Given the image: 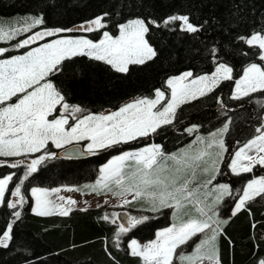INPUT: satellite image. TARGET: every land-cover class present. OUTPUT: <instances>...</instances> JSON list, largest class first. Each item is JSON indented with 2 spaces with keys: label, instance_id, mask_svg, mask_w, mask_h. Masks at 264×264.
I'll use <instances>...</instances> for the list:
<instances>
[{
  "label": "trees",
  "instance_id": "trees-1",
  "mask_svg": "<svg viewBox=\"0 0 264 264\" xmlns=\"http://www.w3.org/2000/svg\"><path fill=\"white\" fill-rule=\"evenodd\" d=\"M26 13L43 16L40 28H72L74 31L59 35H86L92 40H98L104 32L118 35V25L134 18L154 20L160 25L148 24L146 34L157 56L143 65H130L128 73H119L103 61L78 56L64 62L63 73L50 76L69 104L80 105L92 113L116 110L131 99L152 97L157 89L169 92L167 80L184 71L199 76L213 72L217 63L233 70L231 80L222 81L205 96L181 104L173 123L160 127L149 137L105 148L88 158L56 155L46 159L22 184L25 202L16 209L0 205V235L9 224L12 226L8 247L0 246V264H142L141 258L130 254L129 240L154 238L158 228L171 223L173 207L155 212L128 208L135 215L146 212L149 219L128 233L119 234L117 240L119 226L112 222L110 208L90 207L73 209L67 216H40L32 210L29 189L57 185L81 188L82 183L96 180L101 166L115 154L150 142L160 144L164 153L171 154L199 133H209L226 120H230L226 136L227 157L230 156L262 125L264 91L240 99L231 95L235 79L249 64L264 65L258 46L239 39L264 30V0H0V16ZM103 13H108L105 28L92 32L76 30ZM172 14L188 15L191 23L203 28L188 33L180 28L181 22L163 26L162 21ZM213 47L218 49L215 62L210 51ZM193 126L196 130L189 133L187 129ZM0 159V176L15 173L6 194L7 203L25 168L23 164L10 167L7 161L12 157ZM263 172L264 167L257 166L250 173L235 175L222 165L214 180L228 182L232 190V195L217 206L221 220L228 221L215 241L220 264H259L264 260V198L256 197L247 203L246 209L232 215L241 190L254 175ZM87 185L82 188L86 190ZM186 208L180 218L194 213L192 206ZM16 211L20 212L19 218L13 215ZM105 214L109 220L102 219Z\"/></svg>",
  "mask_w": 264,
  "mask_h": 264
},
{
  "label": "snow or ice",
  "instance_id": "snow-or-ice-1",
  "mask_svg": "<svg viewBox=\"0 0 264 264\" xmlns=\"http://www.w3.org/2000/svg\"><path fill=\"white\" fill-rule=\"evenodd\" d=\"M108 13L96 16L90 21L77 26L76 30L92 32L105 28V17ZM181 22L180 28L188 33H197L203 25H194L188 15L172 14L166 17L162 24L167 27L171 23ZM44 23L43 16H28L22 18L21 26L6 31L0 27V40L13 39L16 36L30 32L33 28ZM207 21H205V24ZM148 24L159 27L154 20L145 21L141 18L128 20L118 25L119 35L113 37L108 32L103 33V38L98 42L90 39L62 38L40 47L33 48L24 55L14 56L10 59H0V156L15 157L29 153L40 152L46 148L49 141L54 142L57 148L73 140H90L87 149L94 154L96 149L109 148L121 143H127L140 137H147L155 133L164 125H171L175 119L176 109L183 103L196 100L212 92L221 81L232 79V68L224 63H217L211 75H200L195 78L191 71L167 80L170 86V99L161 108L157 105L165 100V92L157 89L155 98H136L125 103L118 110H104L92 113L80 105L69 104L62 91L57 88L50 76L63 73L64 62L78 56H87L96 61H103L119 73H128L130 65H143L157 56L156 50L145 38L149 32ZM74 29H45L34 32L15 45L24 48L29 44L46 36H54L60 32H72ZM241 41L251 46H258L261 50L260 59L264 62V30L253 32L249 37H239ZM8 49L0 47V54ZM215 62L218 49L210 50ZM264 91V66L251 63L244 70L243 76L235 82L233 98L240 99L251 93ZM13 97L16 101H12ZM62 109V111H60ZM79 114V116L77 115ZM52 117L49 119V117ZM72 117L73 122L69 123ZM230 122V121H229ZM264 124L256 129L259 135L248 140L238 151L229 165L235 174L250 173L256 165L264 166ZM196 126L188 128L192 133ZM228 131V123L215 133H210L209 138L197 137L200 147L189 153L180 150L179 153L166 154L160 145H150L136 151L124 152L113 157L100 169V177L96 184L91 186L92 191H112V185L117 188L116 195L131 194L133 200L146 198L152 203L153 211L164 207H175L180 210L191 205L195 213L188 219H180L169 227L159 230L155 239L141 245L137 240L130 242V254L139 257L142 264H174V258L179 256L184 264H204L205 260L211 264H220L218 249L215 241L222 231V225L227 220H221L215 211L224 196H231L232 190L227 184L214 185L212 189L204 192V196L213 197L211 204L199 198L200 188L208 189V185L215 180L219 173L218 162L222 153L226 151L224 142L217 137ZM219 149L213 154V147ZM255 150V154L250 152ZM55 156V153H46L32 159L27 164L20 182L11 192L12 196L19 199L6 203L5 194L13 181L15 173L0 178V205L16 209L17 204L24 202L21 187L33 173L37 171L46 158ZM0 163H3L0 161ZM24 161L12 163L10 167L17 168ZM210 173L211 177L203 184L197 182V172ZM187 176L180 182L181 176ZM195 184V187L191 185ZM72 190V189H69ZM60 189L32 188L35 197L33 211L40 216L53 214V208L59 209V214L69 215L71 207L54 204L49 199L51 193ZM237 198L232 215L246 209L248 202L256 197L264 198V176L250 180L241 190ZM66 199L68 205L76 203L72 198ZM132 201L123 200V204ZM211 213V214H209ZM16 218L20 212L13 213ZM119 217L120 214H115ZM102 219L109 220L105 214ZM147 216H130L127 226L119 225V234L128 233L131 229L146 222ZM113 223L116 221L113 220ZM255 227V224H253ZM11 224L0 235V246L8 247L11 240ZM210 231L205 239L200 240L195 246V251L188 255L178 254L177 249L185 245L198 234ZM259 264H264L261 260Z\"/></svg>",
  "mask_w": 264,
  "mask_h": 264
},
{
  "label": "rangeland",
  "instance_id": "rangeland-1",
  "mask_svg": "<svg viewBox=\"0 0 264 264\" xmlns=\"http://www.w3.org/2000/svg\"><path fill=\"white\" fill-rule=\"evenodd\" d=\"M28 16H39V15L31 14V13H26V14H16V15H13V16H0V27H2L6 31H8V30H10L11 28H14V27H20L21 26L22 18L28 17ZM141 19H143V18H141ZM126 22H124V23H126ZM40 26L41 25H38L37 27L33 28L30 32L22 33V34L16 36L15 38H13V39L0 40V47L8 49L7 52H5L3 54H0V59H10V58H12L14 56L24 55L26 52L32 50L33 48L40 47V46H42L44 44L51 43V42H53L55 40L62 39V38H80V37H84V38H87V39L92 40L91 38H89L86 35H69V34L59 35V33H57L54 36H46V37H43L42 39L37 40L35 43L29 44V45H27L24 48H17V47H15V45L18 44L21 40H23V39L27 38L28 36L32 35L34 32L45 30V28H40ZM110 35H112V34H110ZM118 35H116V36H118ZM112 36L113 37H116L114 35H112ZM102 38H103V35L98 40H92V41L93 42H98ZM145 38H146V36H145ZM10 51H12V52H10ZM256 64H260V63H256ZM261 65L264 66L263 64H261ZM184 72H188V71H184ZM184 72H182V73H184ZM213 72L207 73V74H202V75H211ZM243 73H244V71H243ZM243 73H242V75L239 78H237L235 80L238 81L243 76ZM181 74L175 75V76H172V77L180 76ZM172 77H170V78H172ZM195 77H197V76H193V77H191L189 79H192V78H195ZM167 87L169 89V92H166V91H164L162 89H159V90L165 92V100L161 101V104L160 105H157V108L158 109L161 108L162 105H165L168 102V100L170 99V91H171V89H170V86L168 84H167ZM234 93H235V84H234L233 93L231 95L232 97L234 96ZM141 98H145V97H141ZM147 98L154 99L155 98V93H154V96L147 97ZM133 100L134 99H131V100L125 102V103L131 102ZM15 101H16V98L13 97L12 101H10V102H13L14 103ZM2 106H4V105H0V107H2ZM178 108L176 109L175 117H176V113H177ZM107 110H112V109H107ZM116 110H118V109H116ZM60 111H62V109H60ZM112 111H115V110H112ZM98 113H100V112H98ZM77 115L79 116V114H77ZM51 118L52 117L50 116L49 119H51ZM229 121L230 120H226L222 125H220L219 127H217L216 129L212 130L209 133H199L198 135L195 136V138L191 142H189L188 144H186L185 146H183L181 149H179L177 152H174V153H179L180 150H182V149L183 150H187L189 153H191L193 150H195V149H197V148L200 147L199 142L193 143L194 141H196V138L198 136L199 137H202V138H209L210 133L217 132V130L223 128L226 123H228V129H229V127H230V122ZM72 122H73V119H72V117H70L69 118V123H72ZM262 124H264V112H263V116H262ZM259 128H261V126ZM262 130H264V129H262ZM152 134H154V133H151L150 135H152ZM259 134L260 133L257 132L254 136H252L248 140L253 139L255 136H257ZM149 136H147V137H149ZM226 136H227V132L223 133L222 136L217 137L218 139H222L223 140L224 147L226 149V151H224L222 153V158L218 162V165L217 166H218L219 171H220L221 166L222 165H226L228 167L229 171L232 174H235V173H233L231 171L229 165L231 163V160L234 158L235 152L238 151L239 148L242 147L245 143L243 145H241L240 147H238L236 150H234L230 154V156L227 157V155H228V153H227L228 147H227V143H226ZM142 138H146V137H142ZM76 142H83L84 145H85V149L88 150L87 149V145H88V143H90V140H80V141L73 140L70 143H64L62 145V147H59V148H57L55 146L54 142L49 141L48 144H47V146H46V148H42L40 152L24 154V155H21V156H15V157H12L14 159L9 160L7 162L10 163V164H12V163H15L17 161L23 160L24 161L23 165H24V168L26 170L27 164L30 163V161L32 159L38 158L39 156L45 155L46 153H55V156H56V155H58L59 149L65 147V146H67L69 144L76 143ZM153 144L160 145V144H157L155 142H150V143H146L145 145H141V146H139V147H137L135 149H129V150L124 151V152L136 151V150H139L141 148H144V147H147V146H150V145H153ZM48 146H49V148H48ZM104 149H96L95 151L98 152V151H101V150H104ZM211 151L213 152V154H215L216 152L219 151V149L214 146ZM124 152H121V153H118V154L113 155L106 163H104L102 165V167L105 164H107L113 157L118 156V155H120V154H122ZM249 154L250 155L255 154V150H253V152H250ZM0 157H2V156H0ZM51 157H54V156H51ZM51 157H49V158H51ZM46 159H48V158H46ZM1 160L2 159H0V161ZM39 166L40 165H38V167ZM257 166H260V165H256L255 167H257ZM38 167H37V169H38ZM260 167L262 168L264 166H260ZM9 174H12V173H9ZM9 174H7V175H9ZM7 175H5V176H7ZM217 175L218 174H216V177H217ZM235 175H237V174H235ZM260 176H264V172L262 174H260V175H254L250 180L259 178ZM3 177L4 176H0V178H3ZM210 177H211V174L210 173H204V172H200V171L197 172V182L200 183V184H203L204 182H206L208 179H210ZM186 178H187V176L182 175L181 176V179H180V182L182 183L183 182V179H186ZM98 179L99 178H97L94 181H90L91 183H89V182L88 183H82L80 185L82 187H84L85 184H88L87 185L88 188L86 190L84 188H82V187L80 188L78 185H57V186H50V187H39V186H35V187H32V188H41V189H49V190H51V189H60V191L57 192V193H51L50 196H49V199L52 200L54 202V204H59V205H62L63 207H71L72 210L73 209H86V208H90V207H108L112 211V219L116 221V223L118 224V226L121 223H124L125 226H127V223L126 222H127L128 217H130V216H135L137 218L142 217V216H146V212L145 213L144 212L143 213L141 212L140 214L135 215L132 212H129L128 211V208H135V209L144 210V211H147V210L148 211H153L152 210L153 205H152V203L150 202L149 199L141 198V199L133 200L131 194H126L124 196L116 195L115 194L116 191H117L116 186H115V188L112 189V191H108L107 194L99 195V194H97L98 193L97 191L93 192L91 186H92V184H95V182ZM217 184H227V185H229L228 182H225V181L215 183L214 180H213L212 181V184L211 185H208V189H205L203 187L200 188V192L198 194L199 195V198L201 200H204L205 203L211 204V202L213 200V197H207L206 198L203 194H204L205 191L212 189L213 186L214 185H217ZM195 186H196L195 184L191 185V187H195ZM14 188L15 187H13L12 191L14 190ZM32 188L29 189V193L28 194L30 196H28V197L31 199V202H32V210H33V208L35 207V197L32 195V192H31V189ZM69 189H72V190H69ZM6 194H7V192H6ZM6 194H5V199H6ZM21 195L24 197V202H25V199H26L25 196H26V194L23 192L22 187H21ZM59 197H64V198H69L70 197L74 201H76V203L73 204V205H68L67 202H66V199L64 201H61L59 199ZM226 197H227V195L224 196L223 200L220 203H223L224 200L226 199ZM8 199H9V201L15 202L19 198L18 197H15V196H12L10 194V196H9ZM124 199L130 200V201H132V203L123 204V200ZM22 204H17V206H21ZM219 204H217L215 206V211L217 213H218L217 206ZM164 208H167V207H164ZM164 208H160L159 210L164 209ZM186 210H187L186 207H184L183 209H180V210H178V209L175 208V218L176 219L177 218H180L182 215H184V213L186 212ZM233 210H234V208H233ZM153 212H155V211H153ZM55 213H58L59 214V209L58 208H53V214H55ZM115 214H120V215H119V217H117V215H115ZM209 214H211V213H209ZM196 215H198V214L196 213ZM219 218L221 219L220 216H219ZM166 227H169V226H167V225L166 226H163V228L161 227L160 230H162V229H164ZM156 232H157V230H156ZM209 232H210L209 230H206V233L205 234H202V235L201 234H198L196 237H193L190 241H188L187 244L181 245L177 249V253L178 254H183V255H188V254L193 253L195 251L196 244H198L200 242V240L205 239L207 237V235L210 234ZM133 239L137 240L141 245H144V244L147 243V242H145V240H141V239H138V238H133ZM153 239H155V238H153ZM192 240H194V241L196 240V241L194 242ZM128 246H129V249H130V242L128 243ZM174 264H184V262L180 261L179 256H177L176 258H174ZM204 264H211V262L205 260Z\"/></svg>",
  "mask_w": 264,
  "mask_h": 264
},
{
  "label": "water",
  "instance_id": "water-1",
  "mask_svg": "<svg viewBox=\"0 0 264 264\" xmlns=\"http://www.w3.org/2000/svg\"><path fill=\"white\" fill-rule=\"evenodd\" d=\"M96 153L98 152L94 151L93 154L86 150L83 142H76L59 149L58 156L67 159H83L91 157Z\"/></svg>",
  "mask_w": 264,
  "mask_h": 264
},
{
  "label": "crops",
  "instance_id": "crops-1",
  "mask_svg": "<svg viewBox=\"0 0 264 264\" xmlns=\"http://www.w3.org/2000/svg\"><path fill=\"white\" fill-rule=\"evenodd\" d=\"M101 168H102V166H101ZM99 176H100V174H99ZM99 178V177H98ZM112 187V189L113 188H115V185H112L111 186ZM98 193L97 194H99V195H103V194H107L108 193V191L107 190H103V191H97ZM174 212H175V207H173V212H172V221H171V223L169 224V225H167V226H170L171 224H173V223H178L179 222V220L180 219H188V218H190L192 215H196V213L194 212V213H191L189 216H185L184 218H178V219H175L174 218ZM218 216H220L219 214H218ZM162 228H163V226H162ZM167 228V227H166ZM161 229V227L160 228H158L157 229V231H159ZM210 233V232H209ZM155 238V237H154ZM133 239V238H132ZM132 239H130V241L129 242H131V240ZM151 240H153V238L152 239H149V240H145V242H148V241H151Z\"/></svg>",
  "mask_w": 264,
  "mask_h": 264
}]
</instances>
